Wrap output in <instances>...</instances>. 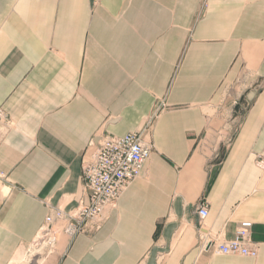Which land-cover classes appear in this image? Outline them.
<instances>
[{
    "label": "crops",
    "instance_id": "0c3cea01",
    "mask_svg": "<svg viewBox=\"0 0 264 264\" xmlns=\"http://www.w3.org/2000/svg\"><path fill=\"white\" fill-rule=\"evenodd\" d=\"M0 124V264H39L89 144L131 133L141 177L101 224L51 226L57 264H264V0H0ZM241 222L257 258L205 250Z\"/></svg>",
    "mask_w": 264,
    "mask_h": 264
},
{
    "label": "built area",
    "instance_id": "2783aa9c",
    "mask_svg": "<svg viewBox=\"0 0 264 264\" xmlns=\"http://www.w3.org/2000/svg\"><path fill=\"white\" fill-rule=\"evenodd\" d=\"M152 146L144 142L142 134L131 133L123 137L107 134L92 141L84 155L82 168L83 189L87 202L72 212L55 210L46 218L45 230L55 222L66 225L71 234L86 232L88 227L101 224L108 210L115 206L123 191L141 177ZM209 206L201 202L196 212L201 223L208 217ZM253 224L241 222L234 238H207L205 250L216 255L257 258L259 248L252 239Z\"/></svg>",
    "mask_w": 264,
    "mask_h": 264
},
{
    "label": "rangeland",
    "instance_id": "374dc122",
    "mask_svg": "<svg viewBox=\"0 0 264 264\" xmlns=\"http://www.w3.org/2000/svg\"><path fill=\"white\" fill-rule=\"evenodd\" d=\"M1 128V124H0ZM56 229L43 230L40 239L27 249L26 258L39 264H57V235Z\"/></svg>",
    "mask_w": 264,
    "mask_h": 264
}]
</instances>
